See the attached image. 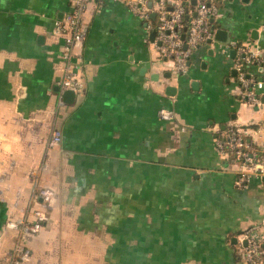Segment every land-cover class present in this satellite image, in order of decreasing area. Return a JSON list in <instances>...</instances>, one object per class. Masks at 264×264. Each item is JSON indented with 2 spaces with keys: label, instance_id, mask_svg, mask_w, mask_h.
Returning <instances> with one entry per match:
<instances>
[{
  "label": "crops",
  "instance_id": "0c3cea01",
  "mask_svg": "<svg viewBox=\"0 0 264 264\" xmlns=\"http://www.w3.org/2000/svg\"><path fill=\"white\" fill-rule=\"evenodd\" d=\"M69 3L0 0V229L32 219L36 189L49 187L55 199L26 264H244L242 233L254 228L264 249V175L236 187L240 162L214 139L264 125V0L222 1L213 25L225 40L199 45L181 75L156 55L154 19L88 4L82 89L65 103L66 38L53 29ZM232 44L257 53L246 72L263 83L260 107L239 99L235 53L223 51ZM163 108L172 121L159 119ZM54 128L60 142L48 149ZM14 238L2 231L0 255Z\"/></svg>",
  "mask_w": 264,
  "mask_h": 264
},
{
  "label": "built area",
  "instance_id": "2783aa9c",
  "mask_svg": "<svg viewBox=\"0 0 264 264\" xmlns=\"http://www.w3.org/2000/svg\"><path fill=\"white\" fill-rule=\"evenodd\" d=\"M107 0H69L68 12L55 23L53 32L63 35L66 39L63 46L62 75L58 86L61 91L71 90L78 93L82 89L79 72L80 52L83 49L84 36L81 24L88 4L103 3ZM124 4L130 13L144 21L150 22V15L154 14L153 47L156 55L163 64L168 65L170 72L181 75L187 71V63L194 49L199 45L213 40L209 18H213L217 11L216 2L224 0H110ZM150 3V5H149ZM185 16L187 17L185 19ZM264 29V26H263ZM233 50V69L236 72L235 82L239 90V99L245 104L260 107L259 91L262 81L247 74L246 69L256 63L257 53L246 46L232 44L224 48V53ZM74 59V63H73ZM162 121L170 122L174 119L173 112L165 108L158 111ZM264 135V125L229 126L214 139L219 154L227 155L240 162L241 169L235 180V186H245L250 175L256 177L264 175V136L261 142L254 140L252 135ZM60 142V132L52 129L46 148L52 149ZM39 199L41 209L31 211L32 219L8 220L0 229V244L2 231H12L15 238L10 251L0 255V264H26L31 253L28 241L34 238L48 220L47 208L55 199V192L49 187H38L34 193V200ZM240 255L244 264H264V249L260 237L254 228L246 230L241 235Z\"/></svg>",
  "mask_w": 264,
  "mask_h": 264
},
{
  "label": "water",
  "instance_id": "95a60500",
  "mask_svg": "<svg viewBox=\"0 0 264 264\" xmlns=\"http://www.w3.org/2000/svg\"><path fill=\"white\" fill-rule=\"evenodd\" d=\"M243 1H245V0H243ZM189 3L193 5L194 4V0H190ZM149 5H150V3H149ZM150 18L154 19V14H151ZM186 18L187 17L185 16V19ZM209 23L211 24L210 30L213 33V39L214 40H219V41H224L225 40V33H224V31H222L220 29H216V30L214 29L215 26L213 25V18H209ZM154 34H155L154 32H152L150 34V41L153 40ZM230 55L231 56L233 55V51L230 52ZM188 63H187V65H188ZM61 97H62L63 102L72 103L73 100H74V93L71 90H65ZM242 243H243V245L245 244L244 241Z\"/></svg>",
  "mask_w": 264,
  "mask_h": 264
},
{
  "label": "trees",
  "instance_id": "16d2710c",
  "mask_svg": "<svg viewBox=\"0 0 264 264\" xmlns=\"http://www.w3.org/2000/svg\"><path fill=\"white\" fill-rule=\"evenodd\" d=\"M219 2H216L215 5L218 7L219 6ZM209 25L211 26V24L209 23Z\"/></svg>",
  "mask_w": 264,
  "mask_h": 264
}]
</instances>
